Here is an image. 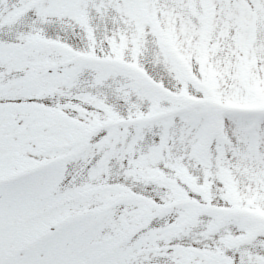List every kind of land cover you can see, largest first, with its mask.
I'll use <instances>...</instances> for the list:
<instances>
[{"label": "snow or ice", "instance_id": "obj_1", "mask_svg": "<svg viewBox=\"0 0 264 264\" xmlns=\"http://www.w3.org/2000/svg\"><path fill=\"white\" fill-rule=\"evenodd\" d=\"M0 264H264V0H0Z\"/></svg>", "mask_w": 264, "mask_h": 264}]
</instances>
